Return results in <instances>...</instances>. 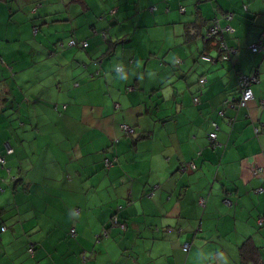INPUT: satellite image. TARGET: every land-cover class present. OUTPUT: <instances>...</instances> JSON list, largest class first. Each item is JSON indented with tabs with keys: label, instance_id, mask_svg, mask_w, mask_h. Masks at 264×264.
Segmentation results:
<instances>
[{
	"label": "crops",
	"instance_id": "obj_1",
	"mask_svg": "<svg viewBox=\"0 0 264 264\" xmlns=\"http://www.w3.org/2000/svg\"><path fill=\"white\" fill-rule=\"evenodd\" d=\"M263 34L264 0H0V264H264Z\"/></svg>",
	"mask_w": 264,
	"mask_h": 264
},
{
	"label": "built area",
	"instance_id": "obj_2",
	"mask_svg": "<svg viewBox=\"0 0 264 264\" xmlns=\"http://www.w3.org/2000/svg\"><path fill=\"white\" fill-rule=\"evenodd\" d=\"M181 11H183V9H181ZM224 31L228 32V33H232L233 29L230 28V27L221 28L219 26V24H218V21H214V23L212 24V30L208 34V38H210L211 36H217L219 38L221 36L222 32H224ZM87 45L88 44H87L86 41L78 42L76 40L71 39L68 42V46L71 47V48L72 47H80V48L84 49V48L87 47ZM218 49L220 50V58H221V60H223V61L229 60L232 51L228 50V48L225 46V44L222 43L221 41L219 42ZM249 49H250L251 52H263L264 53V34L262 35V38L260 39V41L258 43H255V44L251 45L249 47ZM201 60L205 61V62H211L212 61L211 58H209V57H207L205 55H203L201 57ZM116 70L120 71L121 68H117ZM255 82H256L255 75H252V76L240 75L239 76V78H238V90H240L241 97L238 100V102L236 103L237 107H239V108L245 107L246 104L253 99L251 85L253 83H255ZM199 83L203 84L204 80L203 79L200 80ZM214 127H216L215 124H214ZM120 130L125 135H133V133H134V130L132 128H130L129 126L125 125V124H121L120 125ZM209 137H210L211 142L213 143L215 141L216 135L214 133H212V134L209 135ZM7 152L10 153L11 150L8 149ZM0 163H3V159L2 158H0ZM256 192L260 194V193L263 192V190L261 188H258L256 190ZM226 203L229 204L228 200H225V204ZM113 224L117 225V220L116 219H113ZM120 228L122 230H124L125 226L124 225H120ZM1 231H4V228H2ZM71 233H73V231H71ZM101 235L102 236L106 235L105 230H103ZM97 238H100V237H97ZM188 250H189V245L188 244H184L182 246V251L187 252Z\"/></svg>",
	"mask_w": 264,
	"mask_h": 264
},
{
	"label": "trees",
	"instance_id": "obj_3",
	"mask_svg": "<svg viewBox=\"0 0 264 264\" xmlns=\"http://www.w3.org/2000/svg\"><path fill=\"white\" fill-rule=\"evenodd\" d=\"M182 8H180V10H181ZM184 10V9H183ZM184 12V11H183ZM212 30V25L209 27V29H208V31L206 32V35H205V38L207 39V41H211V40H216L217 41V45L219 46V42H220V40H219V38L217 37V36H211L210 38H208V34H209V32ZM73 40H75V39H73ZM77 41V40H76ZM78 42H81V41H78ZM76 48V47H75ZM250 50V49H249ZM253 53H258V52H253ZM203 56V55H202ZM202 56H200V59H201V57ZM207 57H209V56H207ZM210 58V57H209ZM205 62V61H204ZM238 90V89H237ZM239 92H238V98L237 99H235V104L238 102V100L240 99V97H241V93H240V90H238ZM194 100V102L196 103L197 102V99L195 98V99H193ZM232 104V102L231 103H229V105H231ZM236 106H237V104H236ZM128 126V125H127ZM130 128H132L131 126H129ZM120 129V128H119ZM133 129V128H132ZM122 132V131H121ZM214 133V132H213ZM124 134V133H123ZM210 134H212V133H210ZM209 134V135H210ZM215 134V133H214ZM125 135V134H124ZM209 135H208V138H209V140H210V137H209ZM210 143H212L211 142V140H210ZM3 162H4V160H3ZM106 166H109V165H111L112 164V162L111 161H109V160H106ZM1 164H3V163H1ZM113 219H116V218H113ZM117 220V219H116ZM112 225H115V224H113V220H112V223H111ZM120 225H124V224H122V223H120L118 220H117V225H115V226H118V227H120ZM72 231V230H71ZM106 232V231H105ZM71 233V232H70ZM73 233H74V231H73ZM73 233H71V234H73ZM246 247V246H245ZM31 250V251H30ZM29 250V252H32V249H30ZM243 252H244V248H243ZM245 254L246 253H244V255L243 256H245Z\"/></svg>",
	"mask_w": 264,
	"mask_h": 264
},
{
	"label": "rangeland",
	"instance_id": "obj_4",
	"mask_svg": "<svg viewBox=\"0 0 264 264\" xmlns=\"http://www.w3.org/2000/svg\"><path fill=\"white\" fill-rule=\"evenodd\" d=\"M4 169L7 170L8 168H7V167H4ZM15 177H16V175H15L14 173H11V174H8V175H7V180L10 182V184H11V183L13 184V182H14L15 179H16ZM4 185H5V182L1 184V186H3V187H4ZM4 227H5V226H4Z\"/></svg>",
	"mask_w": 264,
	"mask_h": 264
}]
</instances>
